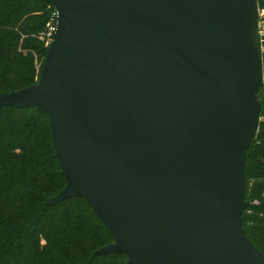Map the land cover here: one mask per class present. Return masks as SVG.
<instances>
[{
  "label": "water",
  "instance_id": "water-1",
  "mask_svg": "<svg viewBox=\"0 0 264 264\" xmlns=\"http://www.w3.org/2000/svg\"><path fill=\"white\" fill-rule=\"evenodd\" d=\"M55 31L34 84L0 108L46 112L65 186L125 264H264L243 228L261 111L257 0H44Z\"/></svg>",
  "mask_w": 264,
  "mask_h": 264
},
{
  "label": "trees",
  "instance_id": "trees-1",
  "mask_svg": "<svg viewBox=\"0 0 264 264\" xmlns=\"http://www.w3.org/2000/svg\"><path fill=\"white\" fill-rule=\"evenodd\" d=\"M264 8V0H258ZM44 0H0V93L38 81L54 18ZM260 116L264 118V55ZM66 184L46 112L0 108V264H125L124 253L93 255L113 236L80 197L46 201ZM264 119L247 150L245 199H259L242 213L248 238L264 252Z\"/></svg>",
  "mask_w": 264,
  "mask_h": 264
},
{
  "label": "built area",
  "instance_id": "built-area-1",
  "mask_svg": "<svg viewBox=\"0 0 264 264\" xmlns=\"http://www.w3.org/2000/svg\"><path fill=\"white\" fill-rule=\"evenodd\" d=\"M54 18L47 23L46 25V30L43 32L45 34V37L48 38L47 42L50 43L52 39V35L55 31V19H56V13H53ZM255 42L258 47V50L261 55V59L263 60V55H264V14L262 15L258 9V19H257V26H256V31H255ZM260 120L264 119L262 116L259 117ZM261 198H264V192L261 194ZM251 205L252 204H258L259 199H254L251 200Z\"/></svg>",
  "mask_w": 264,
  "mask_h": 264
},
{
  "label": "rangeland",
  "instance_id": "rangeland-1",
  "mask_svg": "<svg viewBox=\"0 0 264 264\" xmlns=\"http://www.w3.org/2000/svg\"><path fill=\"white\" fill-rule=\"evenodd\" d=\"M257 3H258V0H257ZM258 9H259L260 13L263 15V14H264V8L258 6ZM55 21H56V19H55ZM46 25H47V24H46ZM43 38H45V34H43V32H42V33H40V39L43 40ZM258 97H259V100L261 101V95H260L259 91H258ZM52 197H53V196H52ZM49 199H50V198H49ZM49 199H48V200H49ZM48 200H47V201H48ZM47 201H46V205H51V204H48Z\"/></svg>",
  "mask_w": 264,
  "mask_h": 264
}]
</instances>
